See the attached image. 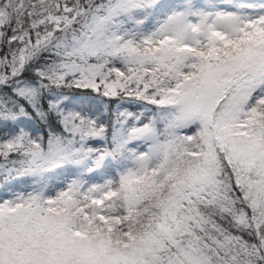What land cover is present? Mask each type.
<instances>
[{
    "label": "snow or ice",
    "instance_id": "obj_1",
    "mask_svg": "<svg viewBox=\"0 0 264 264\" xmlns=\"http://www.w3.org/2000/svg\"><path fill=\"white\" fill-rule=\"evenodd\" d=\"M0 264H264V0H0Z\"/></svg>",
    "mask_w": 264,
    "mask_h": 264
}]
</instances>
